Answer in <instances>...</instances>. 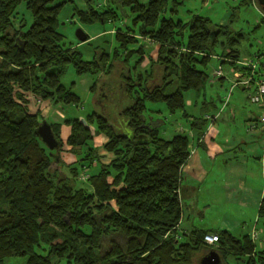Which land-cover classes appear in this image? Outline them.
Masks as SVG:
<instances>
[{
    "label": "trees",
    "instance_id": "obj_1",
    "mask_svg": "<svg viewBox=\"0 0 264 264\" xmlns=\"http://www.w3.org/2000/svg\"><path fill=\"white\" fill-rule=\"evenodd\" d=\"M64 1L72 0H0V264L9 257L22 258V264H198L209 249L218 254L220 264H264V248L256 249L247 233L193 229L181 238L174 235L181 216V167L190 141L193 148L200 141L207 122L204 108L189 122L190 140L182 132L165 139L156 124L161 120L144 118L149 102L186 116L183 93L200 88L213 48H220V57L238 59L234 45L242 35L226 37V24L212 26L197 13L190 12L186 20L175 16L182 1L172 0L165 14L167 0H118L128 8L129 21L115 26L111 40H102V46L110 44L108 51L94 46L100 52L82 59L79 47L65 44L56 30ZM82 1L85 10L72 6L70 11L79 22L118 18L113 7L94 8L91 0ZM19 4L30 15L27 26L22 20L13 23ZM143 39L156 45L153 59ZM92 40L86 36L84 43ZM144 58L148 69L135 72ZM113 61L127 66L118 79L124 81L121 95L128 102L108 118L94 110L81 117L93 127L92 135L80 117L53 121L41 114L47 105L79 102L72 84L60 82L67 64L82 75L110 73ZM42 119L59 142L54 152L35 134ZM97 133L106 138L98 147L92 144ZM62 145L74 156L71 164H58ZM99 150L111 154L108 161L100 160ZM92 166L90 173L79 172ZM256 217L264 226V198ZM205 233L216 234L214 244L202 241Z\"/></svg>",
    "mask_w": 264,
    "mask_h": 264
},
{
    "label": "rangeland",
    "instance_id": "obj_2",
    "mask_svg": "<svg viewBox=\"0 0 264 264\" xmlns=\"http://www.w3.org/2000/svg\"><path fill=\"white\" fill-rule=\"evenodd\" d=\"M102 1L103 0H91V6L96 8L97 5L100 4ZM139 1L145 2L146 0H139ZM171 1L172 0H167V8L165 9V14H168V8L171 5ZM176 1H182V3L178 4L175 16L183 20L188 19L191 13H197L208 17L211 21L212 26L216 24H226L227 29L229 30V33L227 34L226 37H231L233 36V34H235V32H239L242 35V37L238 39V41L234 45L239 50V59H245L251 57L253 53H255L256 51L264 52V21L261 20L262 12L258 8V6H255L252 3H248L247 5H242L239 3L240 0H176ZM107 2L110 7L114 8V11L116 12L118 18L112 21H108L106 23L104 22V23L86 24L79 22L76 16L72 15L70 11L72 6H76L78 8L83 7L84 9H86V5L82 0H72L71 2L64 1L58 13L57 16L58 24L56 25V29L58 30V32L62 34L63 41L65 42V44H69L73 46L77 45L79 47L82 59H90L94 54H98V52H100V49L94 48V46L103 47V49L108 51L110 48L109 47L110 44L109 46L104 47L102 46V40L108 41V38L111 40V34H109L108 31H106L101 37H97L93 39L90 45H86L84 42H79L76 39L74 35V31L76 28H80L85 34L89 36L90 33H92L93 31L108 30L117 26L120 22L129 21L130 13L127 7H122L119 4L118 0H107ZM22 6H23L22 4H19L15 9L17 11L16 14L17 17L13 18L14 25H17V21L20 20H22V22L25 23V26H27L30 22L29 13ZM233 7L236 8L232 10ZM220 21L222 23H219ZM221 39L225 40L224 36H221ZM143 43L146 44L147 42H143ZM146 48L148 50V53H150L149 55H151L150 57L153 59L156 51V49H154V45L148 43V46ZM213 51L215 55L210 56V59L204 68L205 72L207 73V76L204 78L202 82V86H200V88L195 92L194 91L184 92L185 100H187V98H191V101H189L188 103L185 101L184 111L186 116L181 117L180 110L172 114L168 113L165 109H163L164 107L160 102L146 103L147 110L144 113V118H146L147 120L149 118L161 120L156 124H158L159 128L162 127L166 130V133L162 134L163 138L169 135L171 137L173 133L181 132L180 128L189 130V122L193 116H198V114L200 113L201 104L202 102H204V100L208 101V99H211L213 103L216 104L217 102L216 98L220 97L219 99L221 101L222 97L228 93L230 86L229 73H228L229 65L227 62L220 63V59H219L220 56H218L220 53V48L218 46H215L213 48ZM219 65L222 68L224 78L221 81L210 82V79H212L213 77L212 71L215 68H217ZM126 68L127 66L123 65L121 62L113 61L111 64L110 73L98 72V74L94 73V74L76 75L73 71L71 64H67L63 70L62 75L60 76V82L67 87H69V84H72L71 91L78 96L79 102L77 104H62V103L57 104L58 111L60 112L61 117L55 116L56 120L59 121L62 120L63 118H70V117L81 118L93 110L107 117V115L110 116L114 114V112L117 111L118 108L122 109V107L127 105L128 101L125 96L121 95V94L123 95L125 94L123 90L124 81L118 79L119 77L118 73L121 72L125 75L127 71ZM143 69H148L147 59L145 58L140 66V70L136 67L135 72L142 71ZM158 74L159 71H157L155 67V69H153L152 72V76L155 79L154 82L158 80V76H159ZM86 83L87 84L92 83L90 84L91 86L94 83V89L92 91H87L85 88ZM91 86H89L88 89H90ZM100 89L102 92L103 91L105 92L106 94L105 98L100 97ZM237 95L240 97V100L237 99L236 97ZM246 95H247V91H241L239 88H233L230 91L228 105L225 106V108L223 109L224 111L222 110L224 121L222 122L218 121V123H220L218 125V128L220 129L219 131L222 134L225 132L227 124L228 126L233 125L236 128L237 126H239L238 123H240L239 118L241 116L240 109L248 110V106L251 107V105L252 107H256V104H252V103L250 104L249 102H247L248 100L247 101L245 100L244 96ZM231 105L232 106L234 105L235 108L232 109ZM218 106L220 107V105ZM229 108H231L232 112L235 113L236 115V117L234 115L235 117L234 123L232 122L233 119L228 115ZM155 109L161 110V112H155L154 111ZM207 113L214 114L217 113V111H214L213 109L209 108V111H207ZM256 115H258V117L256 118L255 122L259 119L260 116L263 115V111L257 109ZM114 122L115 120L113 119V123ZM65 132H66V128L63 126L62 133L65 134ZM204 137L207 138L206 136ZM257 144L260 147H263L264 149V140L262 141V143L258 141ZM52 152H54V150H52ZM105 155L106 154H103L101 156V160L104 161L108 160V157H106ZM107 156L111 157V154L107 153ZM58 158L60 159V162H58V164H71L72 161L74 160L72 154H70L67 151V147L65 145H62V147L60 148L58 153ZM52 169L54 171L56 170L58 171V166L57 167L53 166ZM93 170H95V168L92 166L84 170L83 172L81 169H79V172L90 173ZM60 172L61 173L65 172L62 166ZM81 185L85 186L84 184ZM215 187L218 186L216 185ZM199 201L200 204L198 207L200 209L202 207V200L200 199ZM214 201L215 202L212 204L213 207L211 208V210H206L205 213L200 214L201 216L198 213L195 215L196 222L197 220L199 221L200 219H202L203 223H199L201 226L211 227V225H213L212 223L218 220L222 221L225 218L223 217L224 215L228 216L231 219L234 217H241L242 219H244L243 227L238 228L235 226L234 229L232 228L231 233L234 236H240L246 233L249 234L251 231H255L256 238L254 240V244L256 249L264 248V226L261 224L260 220L257 219L256 215L254 216L249 215L248 210L243 211L241 215H237V211L234 206H231L228 209H224V206L226 205L224 204L223 200L220 197ZM191 217L193 218L192 215H190V218ZM183 223L184 225H187L188 222H186V220L183 219ZM202 252L203 249H200L199 252L193 256L194 261L196 260V257L200 255ZM22 263H23V259L17 257H9L4 260V264H22ZM61 264H64V262L61 261ZM230 264H235V261L230 260Z\"/></svg>",
    "mask_w": 264,
    "mask_h": 264
},
{
    "label": "crops",
    "instance_id": "obj_3",
    "mask_svg": "<svg viewBox=\"0 0 264 264\" xmlns=\"http://www.w3.org/2000/svg\"><path fill=\"white\" fill-rule=\"evenodd\" d=\"M106 6H109L107 0H103L97 5V7ZM76 8L79 10H85L83 7ZM219 23L222 22L220 21ZM218 25L221 24H216L215 26ZM114 28L115 27L103 31H93L89 36L86 34L87 39L90 40L101 37L106 31L111 34ZM143 41L147 42L146 46H148V43L153 44L146 39H143ZM153 45L154 49H156V45ZM146 54H150L148 53V50ZM140 66L137 67L139 70ZM212 81L221 80L212 77L210 82ZM90 84H85L87 91H90V89H88L89 86H91ZM101 89L100 95L105 97L106 94L104 91L102 92ZM236 97L240 100L238 95ZM244 97L247 101V97ZM219 98L220 97L216 98L217 105L214 104L211 99H208V101L204 100L201 104L200 110L204 108L203 112H207L209 111V108H211L216 111L220 103ZM185 101L188 103L191 101V98H187V100L184 98V105ZM231 108L234 109L235 106L231 105ZM231 108L228 109V115L233 119L232 122L234 123L236 115L232 112ZM257 109L260 108L258 106L252 107V105L251 107L248 106V110L240 109L241 116L239 118V126L236 128L233 125L228 126L227 124L226 130L223 134L218 128V125L220 124L218 121H224L222 114L224 110L222 112L220 111L215 117L214 124L210 131L205 135L207 138L204 137L198 143L195 142L194 148L192 147L193 151L189 153L186 161L181 167L178 188L181 216L178 224L174 228V235L178 238L187 235L193 229L210 231L225 229L232 232V228L234 229L235 226L242 228L244 225V219L241 217H234L231 219L226 215L223 216L225 218L222 221L218 220L214 223L211 221L213 224L211 227L201 226L199 223H203L202 219L199 221L197 220L196 222L195 215L197 213L200 215L205 213L206 210H211L213 207L212 204L215 202L214 200L219 197L226 205L224 206V209L234 206L237 215H241L245 210H248L249 215H256L258 204L260 200L264 198V149L257 144L258 141L262 143L264 140V129L260 126L261 124L258 120L255 122L258 117V115H256ZM44 113L52 116L53 121H56L55 116L61 117L57 104L45 106L41 111V114ZM250 123H252V126H249L251 125ZM197 131L198 130L194 129L195 133ZM165 133L166 130L161 127L160 134L162 135ZM169 138L170 135L165 137V139ZM105 139V136L101 133L94 134L92 137V144L98 147L105 141ZM101 151L102 150L98 151L101 156L106 154L105 156L108 157V159L110 158L107 156L106 152ZM101 161L106 162L104 160ZM216 185L218 187H215ZM200 199L202 200V207L199 209L198 206L200 204ZM190 215H192L193 218H190ZM183 219L188 222L187 225H184Z\"/></svg>",
    "mask_w": 264,
    "mask_h": 264
},
{
    "label": "built area",
    "instance_id": "obj_4",
    "mask_svg": "<svg viewBox=\"0 0 264 264\" xmlns=\"http://www.w3.org/2000/svg\"><path fill=\"white\" fill-rule=\"evenodd\" d=\"M252 4L257 6L255 0H249ZM261 17L264 20V14L262 13ZM220 60L227 62L228 73H229V91L226 95H224L221 99L220 107L217 110V113H205L202 117L207 121L203 132L201 133L199 140L203 139V137L207 134V132L211 129L213 125V121L218 114V112L228 104L229 94L233 88H244L247 91V100L249 103L256 104L261 111H263V115L259 117L258 122L264 129V52L256 51L253 53L251 57L245 59H233L232 57H219ZM212 76L219 78H224L222 68L219 65L212 71ZM46 115V113H44ZM252 126V123H250ZM180 131L183 134H187L189 140L191 139L192 133L191 129L185 130L180 128ZM186 132V133H185ZM193 151L191 146V141L189 143V153ZM79 177L81 179L85 178L84 174H80ZM250 239L254 242L256 238V232L251 231L249 233ZM202 241L205 244L211 245L216 241V234L213 233H205L202 236Z\"/></svg>",
    "mask_w": 264,
    "mask_h": 264
},
{
    "label": "water",
    "instance_id": "obj_5",
    "mask_svg": "<svg viewBox=\"0 0 264 264\" xmlns=\"http://www.w3.org/2000/svg\"><path fill=\"white\" fill-rule=\"evenodd\" d=\"M255 2L261 12L264 14V0H255ZM74 35L80 42L86 39V34L80 28L75 29ZM80 121L82 122L84 128H86L92 135L94 133L93 127L89 124H86L83 118H81ZM35 134L38 137L39 141L46 148L50 150H56L58 148L59 142L53 136L49 123L46 120H40V122L35 127ZM198 264H220V258L213 249H209L199 257Z\"/></svg>",
    "mask_w": 264,
    "mask_h": 264
}]
</instances>
